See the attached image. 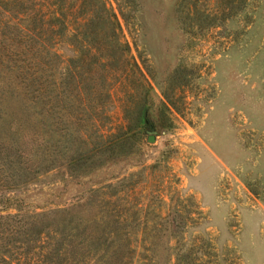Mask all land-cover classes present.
I'll return each instance as SVG.
<instances>
[{"label": "rangeland", "instance_id": "1", "mask_svg": "<svg viewBox=\"0 0 264 264\" xmlns=\"http://www.w3.org/2000/svg\"><path fill=\"white\" fill-rule=\"evenodd\" d=\"M138 2L132 22L122 25L137 63L126 77V109L98 111V123H75L67 118L76 110L63 106L55 123H33L16 92L3 90L0 152L24 136L19 149L32 154L23 163L30 168L50 148L65 145L72 153L82 139L83 148L108 139L96 126L139 132L79 165L55 156L48 167L25 168L26 179L0 185V195L26 211L58 209L57 220L70 216L79 227L116 213L120 235L158 264L193 243L209 245L215 262L223 255L264 264V199L246 185L264 184V0H249L239 16L229 14L230 0ZM194 4L198 10L186 15ZM3 33L9 30L0 23V77L8 79L5 61L14 44ZM56 47L64 58L72 53L65 42ZM13 116L18 123H9Z\"/></svg>", "mask_w": 264, "mask_h": 264}, {"label": "trees", "instance_id": "2", "mask_svg": "<svg viewBox=\"0 0 264 264\" xmlns=\"http://www.w3.org/2000/svg\"><path fill=\"white\" fill-rule=\"evenodd\" d=\"M138 1L112 0L113 5H107L105 0H5L0 23L8 27L9 33H3L2 38L14 46L5 61L12 77H0V93L16 92L22 109L26 110L25 118L33 123H55V113L63 106L72 105L76 110L72 115L68 113L67 118L75 123L83 119L98 123V111L105 115L115 106L126 109L129 91L126 77L137 70V63L129 54L122 25L132 22ZM229 3L230 15L246 14L249 0ZM197 10L194 4L186 8L185 14ZM60 41L71 47L70 56L64 58L57 52ZM9 123H18L16 116ZM94 129L100 137L108 139L94 141L87 148L82 147L85 144L82 139L72 153L63 149L65 145L50 148L30 168L23 165L32 154L19 149L24 138L21 136L19 142H11L14 148L9 153L0 152V185L25 180V168L35 171V166L48 167L55 156L79 165L95 153L116 150L139 132V127L130 131L129 127ZM246 185L264 199V184L248 181ZM14 200L0 195V264H158L152 254H136V241L120 235L116 213L111 221L99 219L86 228L79 227L70 216L57 220L58 209L49 210L48 216L26 211ZM216 260L209 245L193 243L188 249H173L162 264H238L234 257L217 255Z\"/></svg>", "mask_w": 264, "mask_h": 264}, {"label": "water", "instance_id": "3", "mask_svg": "<svg viewBox=\"0 0 264 264\" xmlns=\"http://www.w3.org/2000/svg\"><path fill=\"white\" fill-rule=\"evenodd\" d=\"M148 139H152V137H148Z\"/></svg>", "mask_w": 264, "mask_h": 264}]
</instances>
